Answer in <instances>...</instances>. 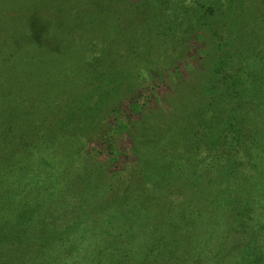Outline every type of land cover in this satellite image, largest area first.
<instances>
[{"label":"trees","instance_id":"1","mask_svg":"<svg viewBox=\"0 0 264 264\" xmlns=\"http://www.w3.org/2000/svg\"><path fill=\"white\" fill-rule=\"evenodd\" d=\"M119 2L121 0H65V16L73 14L66 18L68 25L63 34L68 41L60 53L65 59L76 62V68L84 71L83 75L94 72L97 76L92 86L91 78L87 79L92 87H88L87 94H82L85 89L70 93L75 105L69 112L83 105L86 113L91 109L104 110L113 102L110 109L118 126L117 134L125 132L133 143L143 109H160L163 117L187 124L189 142L180 144L179 141V145L170 146L167 145L170 140H166L159 151L148 150V155H144L153 168L159 165L155 170L160 174L149 168L148 179L155 188L171 187L168 190L175 193L174 199L171 194L156 196L155 202H162V213L148 221L145 213L121 211L118 214L124 219L119 224L113 222L117 226L106 218L108 241L102 243L95 237L89 248L95 253L93 257L88 258L90 252L86 250L84 255L70 256L65 262L150 264L153 259L156 264H189V261L264 264V0H147L143 1V7H134L146 16L144 23H134L131 19L114 23L112 14ZM130 5H126V11L133 12ZM119 18L118 14L116 19ZM111 21L114 26L124 27L126 38L130 36L126 47L123 38L110 44L113 36L106 23ZM141 24L150 36L145 43L147 48H138L144 46L143 42L140 44L141 29L138 28ZM191 42H198L201 60L195 83L196 100L183 104L175 98L171 103L165 94L158 95L153 82L154 76L168 75L167 67H163V73H154L152 66L157 55L169 61L174 51H188ZM82 44L86 45L85 51L81 50ZM122 55H125L124 61L120 59ZM2 60L6 65H0V69L12 76L9 81L15 77L16 82L9 85L12 87L6 92L0 88V97L4 100L3 107L0 105V264H16L14 258H7L14 251L24 254L22 258L26 263L23 264H29L41 251H51L47 249L49 246L44 247L41 238H31L29 233L34 229L37 233L53 231L42 225L52 211L48 202L59 197L65 187V180L61 179L64 177L61 173L65 174L66 170L65 136L71 133L72 137L81 136L86 143L89 140L79 117L78 122H69L71 126L65 127L68 98L58 106L63 94L55 89H51L52 96L44 92L46 85L42 80L46 72L51 69L56 79L60 66L43 63L29 52L14 61ZM55 60L58 61L57 57ZM117 61L126 63L128 71L115 68ZM42 63L45 67H40ZM144 63L151 66L150 81L143 89L149 93V100L153 94L162 104L150 106L147 99L138 103L135 97L138 88L132 91L126 103L111 99L109 96L115 89L108 84L109 76L112 74L110 77L120 81L129 73L135 76ZM181 81L185 82L184 77ZM126 106L139 114L135 117L131 113L118 114ZM117 115L123 118L120 120ZM156 129L151 130L154 143L158 140ZM117 134H113V138ZM144 197L150 198L151 194ZM76 218L59 228L61 232L68 226L69 236L61 234L52 244L59 248L77 247L75 244L79 241L74 244L76 234L73 233L81 226L76 223L81 219ZM80 230L84 233L82 236L90 233L89 227ZM95 235L100 236V233ZM53 237L56 238L54 233L50 239ZM193 237L197 238V252L201 255L190 260L187 255L193 249ZM134 244L140 247L137 245V249L132 250L130 247Z\"/></svg>","mask_w":264,"mask_h":264},{"label":"rangeland","instance_id":"2","mask_svg":"<svg viewBox=\"0 0 264 264\" xmlns=\"http://www.w3.org/2000/svg\"><path fill=\"white\" fill-rule=\"evenodd\" d=\"M137 1L138 0H121V2L117 3L112 14L114 23H119V21L123 22L125 19H131L134 23H144L146 20L144 18L146 16L137 12L134 7H143V1L147 0H139L137 4L131 3ZM64 5L65 0H0V65L5 64V61L2 59L7 60L11 58L12 60L8 61H14V59H20L23 54L29 52L34 55V57L41 58V62L43 63H55V65L60 66V70L56 73L57 76H55L57 77L56 79H53L51 69L46 72V76L42 80L44 85H46L44 86V92H48L49 95L52 96L51 89H55L57 90L56 92L63 94L60 96L58 106H62L63 101L65 102V99L68 98L65 107L67 108L65 112H67L66 114L68 115L65 127L69 128L71 126L69 122L76 121L79 117V121H81L80 126L83 128L82 130H87L86 138L89 140V142L86 143L85 139L81 140V136L75 135L72 137L71 133L65 136L64 161L66 170L65 174L61 173L64 175L61 179L65 180V187L63 188L64 190L61 191L60 196L56 199H50V197L45 198L46 201L50 199L48 203L51 204L52 211L48 216V220L46 219L47 221H43L46 222V224L44 223L42 227L49 226L53 231L49 228L50 231L42 230L37 233V230L34 229L35 231L33 230V232L29 233L31 238L37 239V236L41 238L40 240H43L45 243L44 247L49 246L47 249L51 251L50 253L41 251V255L36 258L30 259V256L27 257L31 261L29 264H70L67 261L65 262V260L69 259L70 256L82 255L86 250L89 251L92 240H94L95 237L96 239L97 237L101 239L102 243L108 241L105 237H109L108 234H105L108 229L105 219L108 218L110 222H117V224H119L124 219L123 216L118 214L121 211L128 213L138 211L141 215L145 213L147 214L148 221H150V217L154 219L156 215L162 213V202L159 200V202L156 203V196H160V193L162 196L171 194V197L174 199L175 193L169 191L172 189L171 187L170 189L165 186H161L162 188H155L156 186L152 180L148 179L149 168L152 170L153 166L150 161L146 160L147 158H145L144 155H148V150L159 151L164 143L163 146L166 145V140H170L167 144L170 146L179 145V141L180 144L189 142V137L187 138L186 136V131L189 129L187 124L163 117V113L160 109H143L144 111L139 115V118L142 120L140 122L138 120L137 122L136 131L138 132L136 136H134L133 143L130 142L125 132L121 131L117 134L118 126L113 119L114 112H111L110 109L113 102H111V105L108 107L105 106L106 108L104 110L97 111L96 109H91L86 113V107L83 105V107L79 106L77 108L78 110L74 109V112L71 110L69 112V109H71V107L73 108L75 105L71 101L74 97L72 98L70 93L75 91L80 93L85 89L82 94H87V89L90 90L89 88L94 85L97 76L96 73L90 72L86 75L88 76L86 78V76L83 75L84 71L76 68V62L65 59V55L60 53L65 48V41H68V37H65V34H63L65 32V25H68L66 23V18L68 15L73 14L71 13L65 16L67 12H65ZM126 5H130L133 12L126 11ZM118 14L120 18L116 19ZM106 25H108L106 28L110 32L109 34L113 36V38H111L112 40L110 39V44L114 41L118 43L117 40L120 41L122 38L125 39V42H123L125 47L128 45L127 43H130L126 42L130 36L126 38L127 31H124V27L114 26L112 21L107 22ZM142 25L143 24L138 28L141 29L140 35L138 32L135 36L137 37L139 35L140 39H142L140 44L143 42L144 45L138 46V48H147L148 46L145 45V43L150 36H148L145 27H142ZM95 30L97 29L95 28ZM105 30L101 29V31L106 33ZM184 43L182 45H184ZM85 46L86 45L82 44L81 50L85 51ZM198 47V42H191L188 51H174L169 61L165 60V58L162 59L160 55H155L154 66H152L154 67L153 70H155L154 73L157 71L162 72L165 66L167 67L166 71H169H167L168 75L162 72L163 74H160V76H154L155 81L153 82L156 84L158 95L165 94L171 103L175 98H178L183 104L188 102L192 103L196 100V98H194L196 92L195 83L199 78L197 72H199L198 64L201 62ZM59 48H61V50ZM83 51H81L82 57L85 56ZM94 52L97 53L98 50ZM102 53L104 56H108V53ZM10 54L16 55V58L14 55L10 56ZM124 56L125 55H122L120 58L123 61L125 60ZM55 57H57L58 61L55 60ZM43 63L40 67H45ZM114 65L115 68L119 70L120 67L125 70H127L126 68L128 67L126 63H120V61H117ZM150 66L151 65L144 63L137 75L133 76V73H129L130 75H127L124 80L122 79L121 81L110 77L112 76L111 74L108 78V84L113 85L115 91H111L112 94L109 97L111 99H117L116 101L124 100L126 103V99L133 95L132 91L138 88L139 92L137 91L135 96L138 103L146 101L145 99H147L150 106L156 104L160 106L159 104H162L161 100L158 101L153 94H151L152 100H149V93L143 89L150 81V75H148ZM98 69L104 68L98 67ZM112 70L115 71L114 69ZM0 76L1 91L6 92L12 87L9 85L15 84L16 79L14 77L12 81H9L12 76L6 75L2 69H0ZM162 76L164 79L161 78ZM181 77H184L185 82L181 81ZM90 78L91 80L89 83L91 86L89 87L87 81ZM99 85H102V83H99ZM93 87L95 88V86ZM82 94L78 96H82ZM54 98H57V96H54ZM3 102L4 100L2 99L0 101L2 107ZM41 103L40 101V104ZM5 104H7V101ZM119 111L120 113L118 114L125 116L129 113L132 114V117L139 114L134 112L130 106L121 108ZM121 115H117L120 120L123 118ZM152 129H156L158 135V140L155 143L152 141L153 138H151ZM130 131L131 134H133L134 130L132 128H130ZM113 134H117V136L113 138ZM57 144L60 145V143ZM181 147L180 145V148ZM86 149L89 151L88 153H86ZM150 153L152 154L153 152ZM158 168L159 165H156L153 169L155 170ZM155 172L160 174L158 170H155ZM150 183H152V186ZM147 194H151V197L154 196V198L144 197L147 196ZM180 199L183 198L180 197ZM176 200L179 199L177 198ZM112 214H115V218L111 217ZM75 218L76 220L81 219V221L76 222L77 224H81V226H78L79 228L74 229L75 233L73 234L76 235L71 234L76 236V238H74L75 240H73L74 244L79 241V243L75 244L77 247L73 249V247H68V245L65 247L63 244L64 246L59 248L58 245L52 244V241L54 242L57 240V237L61 234L62 236L65 235L63 237L69 236L68 226H64L65 229L61 232H59V228L64 224H68ZM68 220L70 221L68 222ZM113 224L117 226L116 223ZM88 227L90 233L82 236L84 233L80 229L85 231ZM97 232L100 233V236L95 235H98ZM53 233L56 238L53 237L50 239ZM26 239L30 241L27 237ZM192 239H194L193 243H191L193 249H190V253L187 255L190 260L201 255L197 252L199 248V245L196 244L197 238L193 237ZM32 240L31 242H33ZM38 242L40 243V241ZM137 245H131L130 248L135 250V248L137 249ZM202 245H204V243ZM209 248L210 245L208 244L205 249V255L207 256ZM93 250L97 253L95 248H93ZM89 252L88 258H91V255L93 257L95 253L92 252V249ZM184 254L186 255V253ZM23 256L24 254H20V251L17 253L14 251L13 254L7 258H14L16 264H23L26 263L23 262ZM152 260L150 264L157 263V261ZM196 262L197 261H189V264H195Z\"/></svg>","mask_w":264,"mask_h":264}]
</instances>
